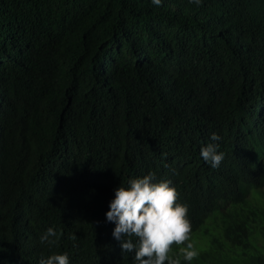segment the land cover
<instances>
[{
    "label": "trees",
    "instance_id": "16d2710c",
    "mask_svg": "<svg viewBox=\"0 0 264 264\" xmlns=\"http://www.w3.org/2000/svg\"><path fill=\"white\" fill-rule=\"evenodd\" d=\"M149 172L213 226L181 264H264V0H0V264H134L105 214Z\"/></svg>",
    "mask_w": 264,
    "mask_h": 264
},
{
    "label": "clouds",
    "instance_id": "9594fccd",
    "mask_svg": "<svg viewBox=\"0 0 264 264\" xmlns=\"http://www.w3.org/2000/svg\"><path fill=\"white\" fill-rule=\"evenodd\" d=\"M189 2L199 6L202 0ZM152 3L161 6L162 0H152ZM220 139L216 133L211 136L212 141ZM218 149V144L208 143L200 151L202 159L212 168H218L224 159L225 154ZM179 200L180 193L171 181H157L154 172L130 179L127 187L120 185L115 189L106 220L115 224L112 235L120 241L122 253L134 252V264H181V256L186 262L197 257L190 242L189 207ZM62 235L49 227L40 236V243L56 246ZM173 245H183L177 255L172 254ZM39 264H70V260L67 253L54 252L41 258Z\"/></svg>",
    "mask_w": 264,
    "mask_h": 264
},
{
    "label": "rangeland",
    "instance_id": "374dc122",
    "mask_svg": "<svg viewBox=\"0 0 264 264\" xmlns=\"http://www.w3.org/2000/svg\"><path fill=\"white\" fill-rule=\"evenodd\" d=\"M208 229H213V226L210 224V220H208L203 226L202 228L195 232L192 236H191V240L190 242L194 245V249L198 252L202 251L203 249L207 248L208 245H210L211 239L214 237L215 232L213 230L210 231V236L208 235H203L204 231H206ZM212 237V238H210ZM179 247H183V245L181 246H177V250H179ZM220 253V251H218ZM219 259H223V258H219ZM231 260L234 262V264H241L240 263V259L238 258V256H232Z\"/></svg>",
    "mask_w": 264,
    "mask_h": 264
}]
</instances>
